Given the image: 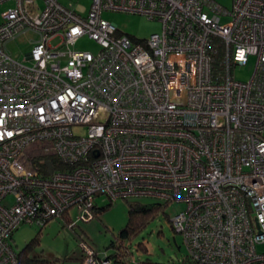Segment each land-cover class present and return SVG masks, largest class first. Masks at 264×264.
Returning <instances> with one entry per match:
<instances>
[{"label":"built area","instance_id":"1","mask_svg":"<svg viewBox=\"0 0 264 264\" xmlns=\"http://www.w3.org/2000/svg\"><path fill=\"white\" fill-rule=\"evenodd\" d=\"M11 1L0 23V264H20L22 224L68 216L72 227V209L88 222L96 196L184 203L172 226L189 264H264V0H92L84 14L60 0L0 5ZM106 10L162 31L135 38ZM28 32L29 52L14 56L8 44ZM82 36L99 51L74 49ZM252 56L251 79L237 80ZM84 249V264H112Z\"/></svg>","mask_w":264,"mask_h":264},{"label":"rangeland","instance_id":"2","mask_svg":"<svg viewBox=\"0 0 264 264\" xmlns=\"http://www.w3.org/2000/svg\"><path fill=\"white\" fill-rule=\"evenodd\" d=\"M64 4L73 3L79 13H86L91 6L92 0H60ZM227 10L232 9L233 0H215ZM14 7V1L0 5V23L4 14ZM102 17L113 23L123 33L135 38H148L152 33L161 32L162 24L153 21L145 16L127 12L106 10ZM228 21L227 16H223L221 23ZM37 35L28 32L17 37L8 44V49L19 58L29 52L30 40L36 39ZM58 40H54L56 44ZM74 49L80 51H90L97 53L99 45L88 36L80 37ZM31 64V62H26ZM256 65V57L252 56L249 61L233 71L237 80L248 81L251 79ZM143 203L156 201L152 198L137 199ZM97 216L88 221H78L75 209H72V221L74 227H70L72 222L64 218L51 219L44 226L37 224H22L13 236L15 250L19 251L26 245L31 244L30 254H36L43 259L49 260L50 264H84V245L95 252V256L104 258L112 254L114 247L112 242L118 240V234L125 227L128 220V201H110L106 196H96ZM109 205L108 209L103 210ZM185 209L184 203H172L166 210L168 218L160 215L151 226L137 239L143 241L148 247L147 254H138L134 251L131 258L134 263H139L149 259L154 264H180L188 255V249L184 243L182 235L177 233L172 226V219ZM161 231V232H159ZM136 247L134 246L133 250ZM264 249V244L258 247ZM134 258V259H133ZM133 263V262H132Z\"/></svg>","mask_w":264,"mask_h":264},{"label":"trees","instance_id":"3","mask_svg":"<svg viewBox=\"0 0 264 264\" xmlns=\"http://www.w3.org/2000/svg\"><path fill=\"white\" fill-rule=\"evenodd\" d=\"M57 166V165H56ZM58 167V166H57ZM109 205L102 208L108 209ZM169 204L161 201H154L149 203H143L139 200L128 201V220L118 234V240L112 242L111 246L114 247L112 254L108 257L112 260V264H154L149 259L134 263L135 260L131 258L134 255V251L140 254H147L148 247L143 241L137 242V239L151 226V224L160 216L164 215L168 218L166 213ZM98 209V207H97ZM66 221L71 219L68 216H64ZM74 226H72L73 228ZM161 232V231H159ZM134 246L136 247L133 250ZM31 244L22 248L19 253L20 264H50L47 259H43L36 254H30ZM134 259V258H133ZM133 262V263H132ZM188 255L184 258L180 264H189Z\"/></svg>","mask_w":264,"mask_h":264},{"label":"water","instance_id":"4","mask_svg":"<svg viewBox=\"0 0 264 264\" xmlns=\"http://www.w3.org/2000/svg\"><path fill=\"white\" fill-rule=\"evenodd\" d=\"M46 166H48V168H49V172H52V163L49 162V161H47V162H46Z\"/></svg>","mask_w":264,"mask_h":264}]
</instances>
